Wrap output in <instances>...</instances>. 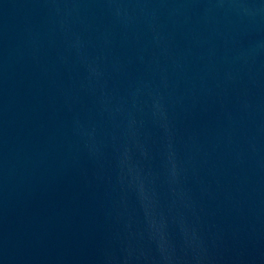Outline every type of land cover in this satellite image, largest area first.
Instances as JSON below:
<instances>
[{
    "label": "water",
    "instance_id": "obj_1",
    "mask_svg": "<svg viewBox=\"0 0 264 264\" xmlns=\"http://www.w3.org/2000/svg\"><path fill=\"white\" fill-rule=\"evenodd\" d=\"M0 264H264V0H0Z\"/></svg>",
    "mask_w": 264,
    "mask_h": 264
}]
</instances>
